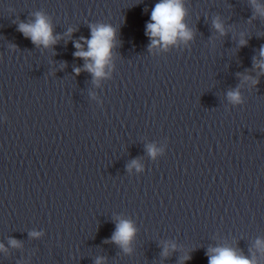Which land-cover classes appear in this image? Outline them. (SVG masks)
<instances>
[{
    "label": "clouds",
    "instance_id": "clouds-1",
    "mask_svg": "<svg viewBox=\"0 0 264 264\" xmlns=\"http://www.w3.org/2000/svg\"><path fill=\"white\" fill-rule=\"evenodd\" d=\"M253 2L255 3V0ZM185 15L186 10L183 7L182 0H160L159 3H156L151 11V22L147 24L146 31V34L151 39L150 50L156 46L167 48L169 45L175 44L178 39L184 42L191 40L193 33L187 29L184 23ZM213 26L222 35L224 34V27L219 20L214 21ZM89 27L91 29V38H80L81 41L87 44V50H83L82 43L77 41L75 42L77 51L74 55L77 58L84 59L86 61L85 70L92 73L95 78H99L105 75V66L110 62L112 49L115 46L116 30L111 25L103 23L89 25ZM19 31L29 37L34 44L45 47L55 44L58 39L53 35L50 21L39 12L36 13L34 22L20 23ZM71 31L69 29V33ZM244 43L246 42L242 40L241 44L243 45ZM259 55L261 59L254 66L259 67L264 72V47H261ZM74 71L79 74L80 69L77 68ZM245 79H248V77H245ZM252 83L257 84L258 81L253 80ZM227 96L233 104L243 102L239 88L229 91ZM148 152L155 157L158 149L150 145ZM131 166H135L137 169L140 167L137 161H133ZM135 232L136 229L131 221L120 220L112 236V241L125 247L126 251H130L126 246L130 244ZM32 235L38 236L39 233H32ZM11 243L13 246H17L18 242L13 240ZM256 243L258 247L264 244L260 240H257ZM207 254L209 257L208 264H256L255 260H249L229 247L210 248ZM97 264H100L99 260Z\"/></svg>",
    "mask_w": 264,
    "mask_h": 264
}]
</instances>
